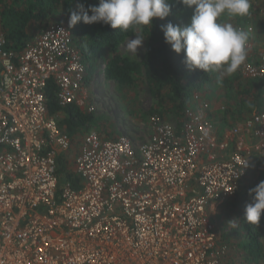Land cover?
Listing matches in <instances>:
<instances>
[{"label":"built area","instance_id":"obj_1","mask_svg":"<svg viewBox=\"0 0 264 264\" xmlns=\"http://www.w3.org/2000/svg\"><path fill=\"white\" fill-rule=\"evenodd\" d=\"M263 2L251 0L250 14L264 18ZM243 75L264 78V49ZM50 81L60 107L96 113L67 24L21 53L0 24V264H228L214 213L264 157V110L220 140L210 103L195 95L182 128L152 116L141 145L93 129L75 153L48 115ZM68 152L81 186L60 189L57 160Z\"/></svg>","mask_w":264,"mask_h":264},{"label":"trees","instance_id":"obj_2","mask_svg":"<svg viewBox=\"0 0 264 264\" xmlns=\"http://www.w3.org/2000/svg\"><path fill=\"white\" fill-rule=\"evenodd\" d=\"M77 2L84 3L86 8L99 4V0H77ZM74 3L75 0H0V24L7 47L16 53H21L26 44L33 42L49 26L64 23L69 26L71 11L76 10ZM168 3L171 5V14L163 20L154 19L152 28L146 27L142 33H139L145 38L146 44L141 61L121 52V46L125 41L136 35L131 29L124 32L114 30L110 25L102 23L89 25L83 22L70 29L73 33V46L83 56L85 86L89 94L92 93L98 64L101 61L107 81L115 82L120 90L129 93L146 87L154 98L155 103L150 112H145L135 101L133 94L125 96L131 116L140 113L139 118L142 119L150 115L173 118L177 127L182 128L187 120L185 111L189 108L193 110L196 106L193 96L206 93L212 87L215 75L218 74L204 73L202 70L190 72L184 63V53L177 54L165 42L162 26L169 22L181 27L186 26L190 24L194 11L185 6L181 0H168ZM262 5L264 6V2ZM253 12L260 17L263 34L264 18L257 9H253ZM249 16L250 14L242 18L238 17L236 20L240 22ZM243 67L244 65L237 73L225 76L221 82L219 93L225 103L223 122L226 131L222 129L220 140L224 138L225 132L236 127V121L245 119L244 113L254 115L264 110V78H247L243 75ZM57 91V85L54 81H50L46 89L47 112L49 117L58 118L60 129L71 137L73 152L77 153L82 137L93 128H104L103 132H99L105 133L106 127L100 126L102 118L98 119L95 113L82 111L76 105L60 107L56 98ZM218 131H220L219 126ZM108 137L112 136L109 134ZM232 150L233 145L227 151L232 152ZM69 152L61 153L57 160L60 189L67 183L75 188L81 186L72 163L68 161ZM260 158L255 161V167L249 176L241 182L236 195L222 204L226 205V208L227 205L229 207L226 228L231 231V240L236 244L231 248L221 234V243L229 245L231 249L229 259L225 261L228 264H264V214L257 228L249 225L244 219L246 205L253 203L250 190L264 181V157ZM229 221L235 222L228 223Z\"/></svg>","mask_w":264,"mask_h":264},{"label":"clouds","instance_id":"obj_3","mask_svg":"<svg viewBox=\"0 0 264 264\" xmlns=\"http://www.w3.org/2000/svg\"><path fill=\"white\" fill-rule=\"evenodd\" d=\"M181 2L194 9L190 24L181 27L169 22L162 26L165 42L177 54L184 53V63L190 72L202 70L204 73H217L218 83L225 76L237 73L248 59L249 28H237L232 21L250 14L251 0ZM74 4L76 10L71 11L70 28L83 22L89 25L102 23L124 32L131 29L136 33V38L127 40L126 49L136 56L145 40L139 33L146 27L152 28L154 19L163 20L171 14L168 0H99L98 6L90 5L87 8L77 0ZM205 95L199 94L202 99H205ZM250 195H253V203L246 205L244 219L257 228L264 214V181L250 190Z\"/></svg>","mask_w":264,"mask_h":264},{"label":"rangeland","instance_id":"obj_4","mask_svg":"<svg viewBox=\"0 0 264 264\" xmlns=\"http://www.w3.org/2000/svg\"><path fill=\"white\" fill-rule=\"evenodd\" d=\"M249 17L251 18H247L246 20L244 19L240 22L237 21L236 18L232 21L234 26L237 28L252 29V31L249 30V32L252 33V36L249 37L248 41V59L245 65L255 63L259 58L260 53L264 49V41L259 42L261 36L264 33L260 36L259 39L261 31L259 30V28H254L252 25L253 22L258 23L259 21H261L260 17L259 15L256 16L254 12L251 13ZM253 34H255V37L253 36ZM135 38L136 35L129 39ZM126 42L127 40L121 46L122 54L128 55L141 61L145 54V41L143 43V46L138 49L137 56L127 51ZM104 69L105 68L103 64L98 67L96 79L91 90L92 93L88 95L89 104L95 106L96 116L98 117V119L102 118L100 126L106 127V132L102 134H106L107 136H109L110 134L113 138H115V136H128L134 141L136 145H141L147 142L152 134L150 126L151 116H147L143 119L139 118L141 117L140 113L139 115L131 116L128 110V104L126 102L127 100L125 99V96L127 97L133 94V98L136 99L135 101L140 104L141 108L145 112H150L155 103V100L151 96L150 91L146 87L138 88L136 91H132L131 93L126 90H120L115 82L107 81L105 79ZM221 85V82L218 83L217 76L215 75V78L212 81V87L206 92V95L208 96L207 100H211L216 108H219L215 111V114L219 118H223V116L225 115V103L223 101V96L219 93ZM220 106H223V108H220ZM165 119L173 124H176V121L173 118ZM222 129H225V126L223 124L220 125V131H223ZM96 130L103 132L105 129L96 128ZM221 134L223 133H220V135ZM223 203L217 205L216 212L214 213V220L217 223V231L220 235V238L222 234L224 241L232 248L236 244L235 241L231 240V231L227 230L226 228V219L228 218L227 209L229 207L227 205L226 208V205H222ZM230 247L226 252L224 258L225 261H228L229 259V254L231 252Z\"/></svg>","mask_w":264,"mask_h":264},{"label":"crops","instance_id":"obj_5","mask_svg":"<svg viewBox=\"0 0 264 264\" xmlns=\"http://www.w3.org/2000/svg\"><path fill=\"white\" fill-rule=\"evenodd\" d=\"M248 18V17H247ZM249 18H251V17H249ZM252 25H253V27L255 28V27H257V28H259V30L260 31H263L262 30V23L261 22H258V23H256V22H253L252 23ZM248 34H249V37L250 36H252V33H250L249 31H248ZM259 35V34H258ZM262 35V33L259 35V39H260V36ZM253 36L255 37V34H253ZM257 37V36H256ZM262 41H264V34L261 36V39L259 40V42H262ZM101 65V62H99V64H98V66H100ZM205 98V100H207L208 99V96L206 95V97H204ZM209 101V103H210V117H211V119H212V121L215 123V124H217L218 126H219V130H220V125L221 124H223L224 126H225V123L223 122V118H219L216 114H215V111L216 110H218L217 108H216V106L213 104V102L211 101V100H208ZM194 104L196 105V102H194ZM220 108H223V106L221 107L220 106ZM250 116H252V114L250 115L249 113H244V115H243V117L245 118L243 121H245L246 119H248V118H250ZM224 117V116H223ZM242 120H238V121H236L235 122V124H236V126L238 125V124H241L242 122H243ZM218 126H216V128H217V131H218ZM230 128V127H229ZM225 130V129H224ZM226 131V130H225ZM230 132V130L229 131H227V132H225V135L226 134H228ZM218 133H219V135H220V133H222V131H218Z\"/></svg>","mask_w":264,"mask_h":264}]
</instances>
